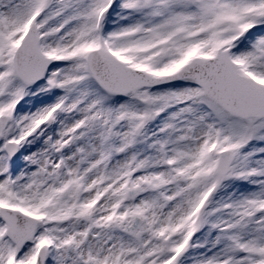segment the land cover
Masks as SVG:
<instances>
[{"label": "snow or ice", "instance_id": "6c2138e0", "mask_svg": "<svg viewBox=\"0 0 264 264\" xmlns=\"http://www.w3.org/2000/svg\"><path fill=\"white\" fill-rule=\"evenodd\" d=\"M0 264H264V0H0Z\"/></svg>", "mask_w": 264, "mask_h": 264}]
</instances>
